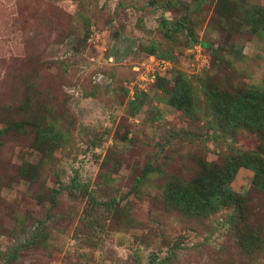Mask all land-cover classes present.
Masks as SVG:
<instances>
[{
	"label": "rangeland",
	"instance_id": "rangeland-1",
	"mask_svg": "<svg viewBox=\"0 0 264 264\" xmlns=\"http://www.w3.org/2000/svg\"><path fill=\"white\" fill-rule=\"evenodd\" d=\"M217 4L0 0V264H150L155 255L169 256L165 264H264V250H240L231 210L200 219L163 196L164 175L192 179L201 159L222 162L231 145L261 142L244 129L211 137L217 123L207 122L203 80L233 90L264 81V43L243 27L228 52ZM179 19L181 29L167 30ZM150 55L173 68L144 89L134 81ZM179 72L199 117L170 103ZM24 120L32 123L19 128ZM41 129L63 138L41 142ZM155 160L165 174L138 185ZM253 179L240 167L232 188L264 226V191Z\"/></svg>",
	"mask_w": 264,
	"mask_h": 264
},
{
	"label": "trees",
	"instance_id": "trees-1",
	"mask_svg": "<svg viewBox=\"0 0 264 264\" xmlns=\"http://www.w3.org/2000/svg\"><path fill=\"white\" fill-rule=\"evenodd\" d=\"M244 1L243 5L239 0H217L216 26L220 31H227L230 40L228 52L235 53L238 50L233 39L236 33H243V27L249 28V32L264 43V4ZM184 22L179 19L167 30L181 29ZM168 24L170 22L165 19L166 28ZM215 51L220 52L219 49ZM203 83L205 98L202 100V106H206L207 116L212 115V119L207 117V122L217 123L216 132L212 135L209 133L211 137L233 139L244 129L256 132L261 142L252 150H242L231 145L222 162L198 159V175H193L195 177L192 179L179 175H164V199L170 209L200 219L211 217L223 209L231 210V213L227 214L226 223L233 231L240 250L245 253L263 251L264 226L257 222L248 210L246 196L232 188V180L240 167H247L254 171V187L264 191V81L236 90L219 87L213 78L204 79ZM173 87L170 103L179 110L199 117V113L195 114L196 105L198 104V110L202 106L195 101L192 82L185 73L179 72ZM31 123L30 120H24L18 123V126L23 128L25 124ZM39 137L41 142L48 140L59 144L63 134L60 131L54 134L51 129H41ZM163 174L165 169L162 163L155 160L147 163L136 181L139 185L151 175ZM89 201L91 206L98 202L93 194H90ZM104 204L107 208L112 206L111 202ZM34 237L35 234L28 239V243L34 242ZM151 259L150 264H165L169 256L159 261L157 255Z\"/></svg>",
	"mask_w": 264,
	"mask_h": 264
},
{
	"label": "built area",
	"instance_id": "built-area-1",
	"mask_svg": "<svg viewBox=\"0 0 264 264\" xmlns=\"http://www.w3.org/2000/svg\"><path fill=\"white\" fill-rule=\"evenodd\" d=\"M138 72L134 84L144 89L149 88L159 76L165 75L173 68V63L169 59L157 58L150 55L141 67H137Z\"/></svg>",
	"mask_w": 264,
	"mask_h": 264
}]
</instances>
